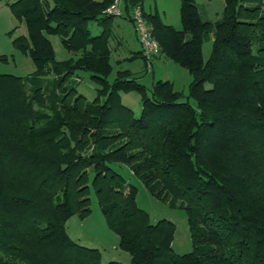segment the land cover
<instances>
[{"label": "trees", "instance_id": "trees-1", "mask_svg": "<svg viewBox=\"0 0 264 264\" xmlns=\"http://www.w3.org/2000/svg\"><path fill=\"white\" fill-rule=\"evenodd\" d=\"M113 1L10 4L28 32L13 46L36 71L0 74V264H104L66 226L91 214L93 195L131 264H264V0H223L216 21L181 0V30L145 13L161 55L192 75L196 106L171 81L149 93L129 71L109 81L115 18L105 10ZM126 1L130 15L143 0ZM50 36L68 60L57 61ZM78 72L97 84L94 100L78 91ZM131 91L141 95L139 117L122 101ZM124 169L185 210L192 252L175 254L176 225L151 222Z\"/></svg>", "mask_w": 264, "mask_h": 264}, {"label": "rangeland", "instance_id": "rangeland-1", "mask_svg": "<svg viewBox=\"0 0 264 264\" xmlns=\"http://www.w3.org/2000/svg\"><path fill=\"white\" fill-rule=\"evenodd\" d=\"M15 1L0 0V74L28 77L36 71V66L29 56L13 46L15 38L28 34L26 25L19 22L12 13L10 4ZM195 2L205 19L216 21L221 18L224 8L223 0H195ZM142 6L147 15L159 14L165 24L177 30L182 29L181 0H143ZM121 8L125 17L115 18L118 19L117 22L115 19L114 22L112 21L110 49L113 71L109 81H114L120 71H129L148 93L152 90L154 82L171 81L175 89L185 95V100L189 101L192 106H196L195 100L189 95V87L193 78L187 69L161 55L153 61L152 69L149 70L144 61L137 56L140 52V45L135 39L133 25L125 20L128 15L126 0H121ZM88 27L93 36L100 35L103 31L102 27L95 22H90ZM49 38L53 44L57 61H66L72 56V53L64 48L60 37L50 36ZM211 54L212 40L208 39L203 46L204 60L208 61ZM73 81L77 84L78 91L89 101L97 97L98 86L89 73L78 72ZM206 87L211 88L212 85L207 83ZM122 101L132 109L135 117L141 115V95L137 91L122 93ZM122 173L138 187L137 204L150 215L152 223L168 219L176 225L173 241L175 254L184 255L192 252L193 245L185 210L180 208L179 204L176 207H170L167 203L158 200L139 181L130 177L127 169L122 170ZM91 208L92 212L88 217L81 219L79 216H73L68 220L66 226L69 236L82 246L98 249L102 254L104 264L110 262L131 264L130 255L120 249L119 236L109 228L95 195L92 196Z\"/></svg>", "mask_w": 264, "mask_h": 264}, {"label": "built area", "instance_id": "built-area-1", "mask_svg": "<svg viewBox=\"0 0 264 264\" xmlns=\"http://www.w3.org/2000/svg\"><path fill=\"white\" fill-rule=\"evenodd\" d=\"M105 14L114 18L125 17L121 8V0H115L110 6H108L105 10ZM129 17L135 26L137 39L141 45L143 59L150 70L152 69L153 61L161 55V46L153 36L151 26L146 19L142 5L137 4L133 6Z\"/></svg>", "mask_w": 264, "mask_h": 264}, {"label": "crops", "instance_id": "crops-1", "mask_svg": "<svg viewBox=\"0 0 264 264\" xmlns=\"http://www.w3.org/2000/svg\"><path fill=\"white\" fill-rule=\"evenodd\" d=\"M125 20L126 21H129L130 23H131V25H133V29H134V33H135V39H136V41H137V43L140 45V43H139V41H138V39H137V34H136V31H135V26H134V24H133V21L131 20V18L129 17V14L127 15V18H125ZM118 21V19H115V22H117ZM114 22V21H113ZM97 24V23H96ZM98 25V24H97ZM98 26H100V25H98ZM101 27V26H100ZM140 52H141V45H140ZM139 52V53H140ZM140 56V58L144 61V59L141 57V55H139ZM161 57V55L160 56H158L157 58H160ZM156 58V59H157ZM144 63H145V61H144ZM145 65H146V63H145ZM154 84V83H153Z\"/></svg>", "mask_w": 264, "mask_h": 264}]
</instances>
